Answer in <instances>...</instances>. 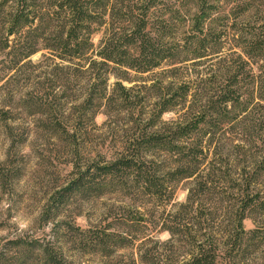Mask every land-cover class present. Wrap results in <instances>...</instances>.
Instances as JSON below:
<instances>
[{
	"label": "rangeland",
	"instance_id": "obj_1",
	"mask_svg": "<svg viewBox=\"0 0 264 264\" xmlns=\"http://www.w3.org/2000/svg\"><path fill=\"white\" fill-rule=\"evenodd\" d=\"M204 2L207 18L198 28L200 0H157L151 26L169 60L146 73L130 71L132 81L123 84L137 87L127 100L111 74L108 101L80 105L97 80L77 58L61 69L56 55L41 50L11 70L14 56L0 55V264H51L48 248L63 264H187L202 250L206 264H264V101L256 86L264 56L256 62L234 40L239 31L264 30V3ZM106 34V24L97 26L95 45ZM233 69L239 101L228 106L207 160L217 151L222 175L210 197L217 201L224 191L228 206L213 219L181 218L192 234L169 242L164 218L182 211L187 181L159 200L107 183L98 168L122 150L134 123L154 117L166 87L173 93L187 81L191 94L199 87L212 93ZM180 113L172 109L159 121ZM87 168L93 175L70 188Z\"/></svg>",
	"mask_w": 264,
	"mask_h": 264
},
{
	"label": "trees",
	"instance_id": "obj_2",
	"mask_svg": "<svg viewBox=\"0 0 264 264\" xmlns=\"http://www.w3.org/2000/svg\"><path fill=\"white\" fill-rule=\"evenodd\" d=\"M137 1L136 5H131L127 0H0V55L14 56L15 66H11V70L41 50L56 55L60 59L57 67L61 69H70L68 64L77 58L79 66L86 68L92 77L96 75L97 80L80 105L95 102L99 106L104 105L109 99L107 88L111 74L118 78L115 85L127 100L137 87L136 84L130 87L123 84L124 80L132 81L130 71L146 73L169 60L160 35L151 26V10L157 5V0ZM254 1L264 3V0ZM179 3L180 7L182 2ZM199 6L196 18L198 28L207 18L204 0H200ZM106 14L110 15L108 19H104ZM104 24L108 34L95 45L92 36L96 27ZM116 24L118 30H115ZM257 30L250 33L239 31L238 38L234 40L245 55L254 56L259 62L264 56V30ZM171 61L176 63L175 59ZM112 65L116 66V71H113ZM258 71L256 86L260 99L264 101L263 65H258ZM226 76V83L212 93L201 91L199 87L191 94L187 81H183L173 93L166 87L156 100L158 110L154 117L134 123L135 133L122 141V150L98 168L107 183L159 200L173 198L174 185L187 181L188 196L181 206L182 213L172 211L164 218L163 229L171 236L169 242L177 238L187 241L192 234L190 225L181 228L184 220L181 218L193 214L205 220L213 219L218 210L228 206L224 191L217 201L210 197L215 195V183H219L222 175L217 167V151L214 160L207 161L210 145L225 122L228 106L235 107L239 101L238 89L231 81L237 80L238 74L233 69ZM190 96L192 99H189ZM177 108L182 113L176 119L159 121L165 112ZM206 136L209 142H206ZM90 172V168L80 172L70 188L83 185V181L93 175ZM139 206L146 208L144 203ZM244 216L242 211L237 227L242 228ZM44 252L51 264H63V258L55 255L50 248L44 249ZM203 252L194 255L187 264H206L207 255Z\"/></svg>",
	"mask_w": 264,
	"mask_h": 264
}]
</instances>
